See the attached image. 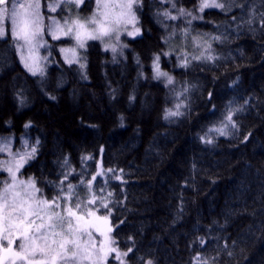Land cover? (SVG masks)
Listing matches in <instances>:
<instances>
[{
	"label": "trees",
	"instance_id": "trees-1",
	"mask_svg": "<svg viewBox=\"0 0 264 264\" xmlns=\"http://www.w3.org/2000/svg\"><path fill=\"white\" fill-rule=\"evenodd\" d=\"M52 2L40 0L45 24L49 17L62 20L69 14L67 7L50 12L47 5ZM201 2L178 0L177 7L202 17L192 20L186 38V19L165 21L172 25L166 30L156 16L166 6L161 0H143L141 35L127 42L115 62L95 42L82 52L87 79L81 78L78 65L69 66L61 57L60 49L71 41L53 40L45 32L48 47H41L39 54L53 67L40 77L20 62L10 23L7 38L0 39V142L10 139L15 152L25 139L30 144L40 140L36 159L21 170L20 179L35 177L42 198L51 200L63 173L75 170L65 187L81 178L86 184L101 165L107 175L97 177L94 191L103 187L105 196L113 193L112 237L121 251L133 248L126 264L148 259L154 264H264V34L259 19L264 8L253 0L257 15L248 25L247 10L201 13ZM95 5V0H85L71 12L87 17ZM173 31L176 35L166 40ZM221 33L227 36L225 42H212L218 59L179 67L181 56L200 55L204 41ZM156 55L161 70L178 82L177 90L189 87L185 115L171 121L164 119V110L175 100L153 79ZM16 96L25 98L26 105L16 104ZM230 101L231 107L244 108L233 117V134L213 133L214 144L202 143L200 137L227 115ZM0 155L8 158L6 152ZM85 156L92 159L84 162ZM65 157L70 163L62 168ZM6 179L8 173L0 172V189ZM79 196L87 204L93 193L82 186ZM86 209L108 214L98 204Z\"/></svg>",
	"mask_w": 264,
	"mask_h": 264
},
{
	"label": "snow or ice",
	"instance_id": "snow-or-ice-1",
	"mask_svg": "<svg viewBox=\"0 0 264 264\" xmlns=\"http://www.w3.org/2000/svg\"><path fill=\"white\" fill-rule=\"evenodd\" d=\"M84 3L85 0H54L47 5L50 12L67 7L69 14L62 20L56 16L49 17L48 23L45 24V17L40 11V0H33L27 5L20 3L19 0H0V39L7 38V24L10 23L11 38L20 62L31 75L40 77L45 75V71L39 61L47 60L48 57H37L36 53L39 48L48 47L47 41L44 40L45 32L53 40H71L73 41L72 46L60 49L64 62L69 66L78 65L81 78L87 79L86 58L82 55V50L86 51L89 41H99L103 44L105 51L113 53L115 62L117 54L123 55V49L127 47L122 42V35L129 37L141 35L139 13L143 0H96V9L91 16H81L77 12L75 18H72V6L75 5V8L79 9ZM161 3L166 8L157 12V22L167 30L172 25L165 21L186 19L187 27L182 31L186 38L190 35L192 20L202 19L194 15L195 10L189 11L177 7L178 0H161ZM250 3L253 4L251 8H249ZM168 5L170 7H167ZM260 6L264 8V0H260ZM237 7L241 11L249 12V19L245 23L252 25L257 15L253 0H223V2L202 0L199 11L203 13L205 9L215 8L224 13H230L233 8ZM173 11L175 15L172 14ZM188 17L191 19H187ZM236 19L237 17L233 16V22ZM259 19L262 22L261 32L264 34V11L259 12ZM250 30L256 31L254 28ZM175 35L176 32L173 31L166 40ZM226 39L225 33L210 36L204 41L205 47L200 55L193 56L191 59L186 55L181 56L179 67H189L192 60L213 61L218 59L212 54L214 51L212 42L223 43ZM196 46L199 48L200 43L197 42ZM152 67L153 79L162 82L175 100L172 108L164 110V119L171 121L174 117L184 116V109L188 107L189 87L184 86L177 90L176 79L160 68V55L155 56ZM50 98L55 99V97ZM19 103L22 107L25 106V98L20 97ZM231 103L230 101L227 115L219 122V126L209 128L200 137L202 143L214 144L213 133L221 137L233 134V130L237 128L233 117L244 108L243 106L233 108L230 106ZM244 103L247 105L248 101L245 100ZM30 126V122L25 124V128ZM121 126H123L122 123ZM247 140L248 136H245L244 141ZM11 143L10 139L0 142V153H8V158L0 161V172L8 173V179L2 181L4 187L0 189V264H110V256L118 264H126L125 258L129 256L133 248L129 247L126 252L121 251L112 237L113 229L109 223V217L112 214L110 198L113 193L108 192L105 196L103 187L99 193L94 191L93 182L97 180V177L107 175V173L97 171L86 184L81 178L79 184L68 182L65 187V181L73 176L75 170L67 171L63 173L64 179L60 181L57 195L51 200L42 198L43 189L37 187L38 180L35 177H29L27 180L20 179L21 170L26 165L30 166V162L36 159L40 140L37 139L34 144H30L25 139L21 150L15 152L12 150ZM90 159L92 157L85 156L82 161L86 162ZM69 163L68 158L65 157L61 167L67 168ZM86 167L85 165V170ZM97 167L99 168L100 165ZM108 172H114V170L108 169ZM81 176L83 177V171ZM115 178L122 179L119 175ZM82 186L87 187V190L93 193L92 199L88 200L87 204L79 196V189ZM62 201L67 203H62ZM73 202L75 211H73ZM97 204L107 210L108 214L97 216L91 210L86 216L79 214L89 205ZM58 209H63V211ZM45 216L47 222L39 224L32 219L38 217L43 221ZM94 232L101 239L97 240ZM85 236L87 241L83 240ZM201 244H204L203 240ZM145 264H154V261L148 259ZM198 264H200L199 260ZM203 264H209V262L205 260Z\"/></svg>",
	"mask_w": 264,
	"mask_h": 264
},
{
	"label": "rangeland",
	"instance_id": "rangeland-1",
	"mask_svg": "<svg viewBox=\"0 0 264 264\" xmlns=\"http://www.w3.org/2000/svg\"><path fill=\"white\" fill-rule=\"evenodd\" d=\"M26 1H28V0H19L20 3H24V4H26V5L29 4V3H27ZM95 1H96V0H95ZM95 9H96V5H95V8H94V11H95ZM71 13H72V18H75L77 12H71ZM89 16H91V14H90ZM190 18H191V17H190ZM135 38H136V37H129V36H127V35H122V37H121L122 42L125 43L126 45H127V42H128V41H131V40H133V39H135ZM61 40H68V39H61ZM68 41H71V40H68ZM92 42H95V43L99 44L100 47H101V49H102L103 51H105V50H104V46H103V44H101L99 41H89L88 44H89V43H92ZM72 44H73V41H71V42H67V43H65V46L62 47V48L70 47V46H72ZM39 50H40V48L37 50V53H36L37 57H40ZM189 50H190V48H189L188 50H186V51H189ZM83 51H84V50H82V52H83ZM105 52H108V53H110L111 55H113V53H112L111 51H105ZM117 55H119V54H117ZM61 57H62V59H63V61H64V58H63V55H62V54H61ZM39 62H40V64H41V66L44 68L43 65L45 64V62L43 63L42 60H40ZM73 65H76V64H73ZM44 69H45V68H44ZM98 165H99V164H98ZM97 171H102V169H101V165H100L99 168L97 167ZM97 171H96V172H97ZM95 174H96V173H95ZM62 203H67V202L62 201ZM72 206H73V211H75V210H76V209H75V206H74V205H72ZM58 210L63 211V209H58ZM89 210H91V209H86V210L82 211V212L79 213V214H81V215H85V216H86V215H87V212H88ZM91 211H93V210H91ZM93 212H94V211H93ZM95 214H96L97 216H101V215H98L96 212H95ZM32 219H35V221H36L37 224L42 223V222H47V217H46V216L44 217V220H43V221H42L40 218H38V217H34V218H32ZM88 219H92V217H88ZM57 231H59V229H57ZM17 235H18V233H17ZM94 236L96 237L97 240L101 239V238L98 236V234L95 233V232H94ZM83 240H84V241H87V237H86V236L83 237ZM5 243H6V242H5ZM14 250H15V245H14ZM109 261H110V264H118V262H117L115 259H113L111 256L109 257Z\"/></svg>",
	"mask_w": 264,
	"mask_h": 264
},
{
	"label": "bare ground",
	"instance_id": "bare-ground-1",
	"mask_svg": "<svg viewBox=\"0 0 264 264\" xmlns=\"http://www.w3.org/2000/svg\"><path fill=\"white\" fill-rule=\"evenodd\" d=\"M43 66H44L45 69L53 67V66H49V65H46V64H44ZM14 100H15L16 104H17V102L19 103V97L18 96L14 97ZM3 160H6V158L3 157L2 155H0V161H3Z\"/></svg>",
	"mask_w": 264,
	"mask_h": 264
}]
</instances>
